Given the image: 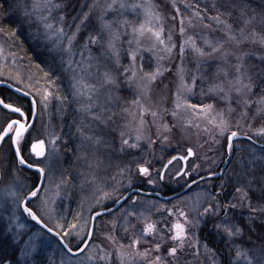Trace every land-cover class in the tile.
<instances>
[{"label":"snow or ice","instance_id":"1","mask_svg":"<svg viewBox=\"0 0 264 264\" xmlns=\"http://www.w3.org/2000/svg\"><path fill=\"white\" fill-rule=\"evenodd\" d=\"M225 2L229 4L225 19H220L219 12L210 18L220 26L224 35L216 37L215 43L202 36L204 45L210 49L205 51L197 46L193 36L181 40L178 47L173 41L172 30L165 28V19L154 11L156 6L152 0H104V3L94 0L88 5V12H83L81 8L75 16L66 14L71 3L65 4V0H33L31 10L24 0H0V11L23 9L19 26L42 30L41 38L50 41L48 55L51 63L48 67L53 72L58 70L61 74H71L69 95L78 103L74 111L79 117L67 131L61 129L62 135L48 131L44 114L49 109L50 100L54 98L68 102L69 98L60 96L58 89L53 92L39 86V81L29 85L30 90L24 93L31 98L26 108L23 97L12 103L8 102L7 96L0 95V109L5 111L3 124H0V158L6 161V168L0 171V264H92L93 261L103 264L110 259V254L97 244L96 239L97 221L103 225L105 214L113 217L107 222L112 231L115 232L118 226L123 228L129 240L127 245L119 244L120 264H126V258L133 264H180L181 257L188 256L199 262L201 255L210 258L211 264H264V221L256 223L258 217H264V155L257 160L254 151L258 149L264 154V143L257 141L249 149L237 148L234 141L240 138V133L233 128L238 129L240 125L239 122H232L237 109L241 118L247 116L249 107L254 103L251 99L253 96L259 98L253 120L257 116L264 119V69L254 75L248 74L245 68L247 54L240 48L243 40L257 36L264 43V3L259 5L258 13L252 10L253 14L249 16L247 0ZM173 6L176 13L181 12L175 0ZM183 7L195 17L204 19L191 4ZM204 11L207 12V8ZM233 11L239 13L234 21L242 24L239 29L228 22ZM69 19L72 23H69ZM171 19L176 21L177 16L173 15ZM153 20L155 26H147ZM205 27L211 28V25ZM257 28L260 29L259 33ZM179 34L186 36L182 15L179 16ZM11 35L15 36V32ZM53 36L55 40L51 39ZM229 44L232 45L231 49L225 47ZM174 50L181 67L176 71L178 83L174 108L171 110L173 123L168 124L163 122V113L169 110L163 109L158 113L145 107L142 100L149 96L151 84L169 71L159 62L166 57L171 59ZM189 50L196 62L190 74L182 66ZM126 58L128 62L124 63ZM261 63L264 64V59ZM43 75L48 78L47 84L53 87L55 80L60 78H51L48 71ZM198 81L201 84L207 82L206 92L203 88L199 94L195 92ZM254 89L258 91L254 92ZM19 91L23 92V89ZM129 96L134 97L132 105L141 110L140 125L135 129L134 136H126L121 131L117 145L111 125L115 123L114 117H117L115 109L128 112L120 102ZM198 97H207L212 102L206 103ZM193 99H196L195 103ZM81 100L85 102L79 103ZM221 102L225 104L223 109L216 107ZM181 109L212 116V127H205L204 131H210L213 143L219 144L223 154L229 157L231 173L220 172L218 177L217 171L211 170L215 160L206 157L209 161L207 175L208 178L227 176L228 181L235 182L233 187L237 195L226 200L222 196L225 183H221L215 193L201 192L194 197L178 198L193 202L190 208L193 215L177 205L167 209L168 214L176 218L175 222L169 226L164 221L159 240L154 246L141 250L142 238L151 236L155 239L157 222H150L143 212L138 217L137 211L130 209L144 208L150 211L157 206L156 202L149 204L138 195L124 196L120 189L125 182V191L133 187L131 165L126 164L121 168L111 161L118 153L132 155L131 150H136L138 155L147 152L149 156L154 154V146L163 151L167 147L169 134L178 126ZM144 113H150L153 118L159 145L157 139L145 135L146 126L150 125H147ZM158 115L159 122L156 119ZM93 126L96 130H93ZM195 127L199 129L200 125L196 124ZM244 135L248 141H253V136ZM256 135L264 137V124L257 129ZM144 140L147 143L142 146L141 141ZM58 143L65 148H58ZM86 149L93 151L89 153ZM101 149L104 159H101ZM185 152V156H172L163 169L156 170L159 180H164V171L173 161L196 155L191 146L185 145ZM238 152H247L248 155H237ZM68 153L77 161H86L89 170L87 174L78 173V177L68 179L61 174L60 181L55 182L53 164ZM132 164L136 167L138 178L148 177V184L157 183L156 179L151 178L150 161L143 155L138 160L133 159ZM25 167L36 169L37 179L21 191L17 170ZM102 167H115L117 171L115 175L100 176L98 172ZM200 168V164H193L192 170L175 172L177 177H191L190 182L186 181L189 192H192L193 186L199 188L193 173L199 175ZM69 179L76 180L80 188L74 197L68 188ZM109 179L113 182L111 186ZM85 184L92 189L91 199L82 196ZM68 200L76 201L75 213L66 212ZM108 200L123 201L119 218L106 206ZM238 206L251 210L248 218L228 215L229 209ZM130 217L144 219V226L138 235L129 233L127 225L131 224ZM165 231L166 237L163 234ZM105 239L116 243L111 234H105ZM93 248L97 252L93 253Z\"/></svg>","mask_w":264,"mask_h":264},{"label":"trees","instance_id":"2","mask_svg":"<svg viewBox=\"0 0 264 264\" xmlns=\"http://www.w3.org/2000/svg\"><path fill=\"white\" fill-rule=\"evenodd\" d=\"M178 1H179L178 6L181 7V12L179 13V15L180 16L182 15L185 19L193 15L191 11L184 10L183 6L185 4H191L193 6V9L201 12V15L204 16V19L201 20L199 17L198 18L204 26L211 25L212 28L209 29L211 30L210 36L213 42H216V37L224 35V32L220 28V26L216 22H213L210 18L215 16L217 12H219L221 14L220 19L221 20L225 19L224 14L229 8V4L226 3L225 0H178ZM93 2L94 0H65V4L71 3V7L67 8L66 14H68L69 16H75L77 15V13L81 11V8L83 12H88L89 11L88 5L92 4ZM247 2L250 5V10L248 11V15L251 16L253 14L252 10H255V12L257 13L260 11L259 5L264 3V0H247ZM24 4L29 7V10H31V5L33 4V0H24ZM197 4L199 5L198 9H196ZM205 8H207V12L204 11ZM171 9L172 12H175L172 7ZM22 12L23 9H17V8H13L9 12L0 11V29H3V31L0 32V46L4 48L5 53L10 57L9 59L12 61V65L8 64L5 67L4 71H6L11 76V79L7 81L13 88H15V90H11L6 87H0V95L7 96L9 98L8 102H12V103H15V101L18 98L23 97V103L26 108L31 98L25 96L24 93L30 90L29 85L35 84L36 81H39V86L46 87L50 91L55 92L58 89L60 96H68L69 98L68 102L58 101L57 99L54 98L51 99L49 109L47 110V114L48 117L50 118V124L52 125L53 132L57 135H62L61 129L67 131L68 128L73 124V121L74 120L78 121L79 119L77 112L74 111V109L78 107V103L77 101L73 100V98L69 95L71 91L70 88L71 74L68 72L61 74L58 70L55 72L50 70L48 65L51 63V60L48 55V52L51 47V43L49 40H45L41 38L42 30L38 31L35 27L29 28L27 25H25L24 27L19 26ZM94 15L95 13H93V16ZM238 16L239 13L237 11H233L231 19L228 20V22L231 23L232 26L237 29L242 27L241 23L234 22L237 20ZM129 19H132V17H129ZM69 23H72L71 19H69ZM12 32H15V36L11 35ZM257 32L258 33L260 32L259 28H257ZM51 39L55 40V37L53 36ZM254 39L260 40V37L257 36ZM254 39L253 38L245 39L243 40V43L240 45V48L244 53L245 52L249 53V56L246 55L245 57V68L247 73L250 75L259 73L261 69H264V64L261 63V60L264 59V49L262 48L264 45L263 46L261 45L262 46L261 47L260 45L257 44L258 42L246 43L249 41H253ZM197 40L202 45L203 40L201 38H197ZM126 46L127 45H125V47ZM225 47L231 49L232 45L230 44L225 45ZM76 59L78 60L79 56H77ZM123 62L127 63L128 62L127 58ZM232 62L234 63L235 61ZM154 68H155V64L152 70H154ZM146 70H147V66H146ZM46 71L50 72V76L53 79H55L56 76H60L59 79L55 80L54 87L52 85L47 84L48 78H45L43 75V73ZM163 84H165L163 81L158 83L160 87L161 86L164 87ZM154 85L158 87L156 83H154ZM206 87H207V82H205L204 84L198 82L196 88L206 89ZM19 89H23V92L19 91ZM253 91L255 92L258 90L254 89ZM201 99L206 103L212 102L211 100H208L207 97H202ZM251 99L254 101V103L249 107L247 116L245 118H241L240 110L237 109V112L234 114L232 118L233 124L239 122L240 125L238 129L234 127L233 130H237L240 133V136H243V138H239L238 140L234 141V143L237 145V148L238 146L239 147L241 146L243 148L249 147V145L257 141L264 143V140H260L258 137H253V141L250 142L246 139V136L244 135L245 133L251 135L252 131L259 128L261 124H264V119H262L259 116H257L255 120H253V115L256 111V108L258 107L259 98L253 96L251 97ZM131 101L132 98L127 97L126 99L121 100L120 103L121 106H123L122 104H125V107L129 109L130 106L132 105ZM84 102H85L84 100L79 101V103H84ZM192 102L195 103L196 99H194ZM216 106L217 108L223 109L225 107V104L221 102ZM123 118H125V116ZM125 126L126 124H123L121 120H115V123L111 125L115 140L118 139L119 132L124 130ZM58 146L59 148H65L64 145H60L59 143ZM91 150L92 149H86V151H88L89 153H91ZM258 154H261L259 150H258ZM174 155L176 154L170 152L167 153L166 157L171 158ZM237 155H242V153L238 152ZM262 155L264 154H261L260 156ZM61 161L63 165L61 166V168L57 172V176L55 177L58 181H60L61 174H63V177L65 179H68L69 177H78V173L86 174L87 172L86 169L88 167V163L84 160H80V161L75 160L74 158L71 157V153L64 155ZM227 161H228V166L226 167L224 172L227 171L228 173H230L231 165L229 164V157ZM17 172L29 177L30 179L29 181L31 183L30 186L37 179V172L30 171L26 168L18 169ZM210 182L212 184L216 183L215 180H210ZM221 183H225V191L224 193H222V196L226 200H231L233 196L237 195L234 192V187H233L235 183L234 181H228L227 176H224L223 178H217V191ZM163 184L164 182L160 183V185ZM146 186L147 185L143 183L134 188H139L143 191L159 192L162 195L172 194V192L168 191L166 187H163L164 189L162 190H156ZM84 187L86 186L84 185ZM68 188L71 190V195L73 197L80 192V188L79 186H77L76 180L69 179ZM82 196L85 198L86 196L85 191H83ZM252 203L253 206L255 207L256 206L255 199H253ZM65 208L67 213H75L76 201L75 200L66 201ZM117 211H115L114 213H116ZM250 211L251 210L248 207L238 206L236 209H229L228 215L230 217L242 215L245 218H248ZM164 215L163 217H161V219H156L155 216L149 218L150 222H157L158 232L156 236L159 235L160 229L162 228V223L164 221L167 222L172 221L169 214H164ZM106 217H110V216L106 215ZM139 221L140 224L135 223V226L140 230L144 226L142 224L144 221H142V219H140ZM262 221H264V217H258L256 223L260 224ZM170 225L171 224H169V226ZM132 230L133 228L129 227V233H131ZM109 234L113 236V239L116 241V243H112L111 241L104 239L103 245L108 250L107 252L110 254V259L104 261L103 264H120L119 244L123 243L124 245H127L129 243V240L125 237L123 230H120L119 226L117 227L115 232H113L112 229L110 228ZM163 234L165 237L167 236L166 231ZM158 240H159L158 238L155 237V239H153V237L151 236L142 238L140 249L143 250L145 247H152L154 246V243L157 242ZM125 251H127V249H125ZM126 264H133V261L127 260L126 258ZM180 264H211V260L210 258L201 255L199 258V262H197L191 256H188V257H181Z\"/></svg>","mask_w":264,"mask_h":264},{"label":"rangeland","instance_id":"3","mask_svg":"<svg viewBox=\"0 0 264 264\" xmlns=\"http://www.w3.org/2000/svg\"><path fill=\"white\" fill-rule=\"evenodd\" d=\"M101 3H104V0H100ZM173 2L174 0H152V3L156 6L154 11L156 12L157 15H160L161 17H163L165 19V28L166 29H171L173 32V41L177 43V46L179 47V44L181 42V40L186 39L187 36H193L196 39V43L197 46L199 47H203L205 49V51H209L210 49L204 45V43L202 42V45L199 43V41L197 40V38H201L202 36L204 37H208L211 41V36H210V29L208 27H205L201 21L199 20L198 17H195L194 15L188 17V18H184L185 21V27H186V36L181 37L179 34V13L176 12H172L171 7L173 8V10L175 11V8L173 6ZM179 1L175 0V5L178 6ZM173 15L177 16V20L173 21L171 19V17ZM191 18L192 23L189 24V19ZM155 20L152 21L151 24L147 25V26H155ZM174 26V27H173ZM212 28V27H211ZM212 33V32H211ZM165 39H167V35L165 36ZM254 39V38H253ZM249 41V40H248ZM213 42V41H212ZM253 42H258V45H264V43L261 42V40L259 39H254L253 41H249L246 43H253ZM145 43L147 44L148 41L146 40ZM215 43V42H213ZM261 46V47H262ZM0 48L3 49L2 52H0V84H7L9 86H11L7 80L11 79V76L4 71L5 67L10 64L12 65V61L9 59L10 57L5 53V50L3 47L0 46ZM264 49V46L262 47ZM247 54V56H249L248 52H245ZM261 56V55H260ZM246 57V56H245ZM160 65L163 68L169 69V71H165L163 73L162 76L158 77V79L154 82L158 85V83L160 82H164L165 84L164 87L163 86H155L154 83L151 84L150 86V93L149 96L145 99L142 100V103L144 104L145 107L150 108L153 111H157L158 113L161 112V110L163 109H167L169 110L168 112L163 113V122L164 123H168L171 124L173 123V117L171 116V110L174 108V102H175V93H176V88H177V83H178V79L176 76V71L179 67H181V61L176 58L175 56V50L173 52L172 58L169 59L168 57H166L164 60L159 62ZM195 58L193 53L189 50L186 51L185 57H184V61H183V67L186 71V73H191L192 70L195 68ZM10 76V77H9ZM186 79H188V76L186 75ZM199 82V81H198ZM197 82V84H198ZM208 86V84H207ZM165 88V89H164ZM201 91V89H195V92L197 94H199ZM204 91H207V87L206 89L204 88ZM130 98L134 99V97L129 96ZM199 99H201L202 97H198ZM194 100V99H193ZM192 100V101H193ZM123 108L125 107V104H122ZM217 107V106H216ZM233 107H235V105H233ZM222 109V108H220ZM117 112V117H114V120H121L123 124H126L125 129L122 130L126 136L128 134L131 135H135V129L140 125V119H141V115L140 112L141 110L138 109L137 106L135 105H131L130 108L128 109V112H123L120 111V109L115 110ZM45 123L48 126V131L53 132L52 129V125L49 122V117L47 114V111L45 112ZM125 116V118L123 117ZM5 118V111L0 109V124H3ZM144 119L147 121V125L150 126H146V131H145V135L146 136H151L152 139H157V129L156 126L152 124V117L150 115V113H144ZM157 122H159V115L156 118ZM212 119L211 115H197L195 112H188L185 111L183 109L180 110L179 112V123L177 128L172 129L171 134H169V141L167 142V147H165V149L163 151H161L160 147L158 146H154L155 151L154 154L149 156L147 154V152H143L141 154H136V150H131L132 155H129L128 153H118L117 157L115 159H113L111 161V163L113 165H119L121 168L124 167V165H131V169H130V174L132 176L133 179V187L131 189H133L134 187L140 185V184H145L147 185L146 187H151L152 189H156V190H162L164 189L163 187H166L168 191L170 192H175L177 190H179L180 188L184 187L186 185V181H190L191 177H177L175 175L176 171H181L182 170V164L180 162H178L176 160V162H174L166 171L165 175H164V180H162L161 182H164L163 185H160V180L157 176V169H163V166L167 163V161L171 158L166 157L167 153H174L176 155H181V156H185L186 152H185V145L187 146H191L193 147L194 151L196 152V155L191 157L187 162H188V167L186 170H192L193 164H200L201 168L199 170V175H196V173H193L195 179L196 178H200L202 176L207 175L208 170H209V161L206 157H210L213 158L215 160V163L211 165V170L213 171H217V173L220 171V168L222 167V165H224V163L226 162V160L228 159V157H226L223 154V148L219 145V144H214L213 143V137L210 133V131L206 132L204 131L205 127H208L209 129L212 127L210 121ZM189 121H191V124H189ZM87 122V120H86ZM196 124L200 125V128L197 129L195 127ZM258 129V128H257ZM257 129H255L254 131H252L251 135L253 137H258L256 135V131ZM93 130L95 129V126H93ZM120 133V132H119ZM260 140H264V137H258ZM119 139L120 137H118L117 140H115L116 144H119ZM147 143V140L141 141V145H145ZM160 144V141L157 139V145ZM235 144V143H234ZM235 146L237 147V145L235 144ZM57 147L59 148V146L57 145ZM238 148H241V146ZM249 147H245V149H249ZM114 151H116L115 148H113ZM6 151V149L4 150ZM93 151V149L91 150V152ZM256 152V158L260 159L261 158V154H258V149L254 150ZM103 149H101V159H104L103 156ZM258 154V155H257ZM140 155H143L147 160L150 161V166L152 167V175L151 178L156 179L157 183L156 184H148L147 183V179L148 177H143V178H138V174L136 172V167L134 164H132L133 159H139ZM174 155V156H176ZM242 155L247 156L248 153L244 152L242 153ZM0 157H2V153H0ZM6 161L3 158H0V168L1 171H3L6 168ZM5 165V168H4ZM62 161L60 160L59 162H55L53 164V170H54V176H53V180L55 182H59L55 177L57 176V172L59 171V169L62 166ZM222 169V168H221ZM87 172H88V167H87ZM117 169L115 167H111V168H101L98 172V175L100 176H110V175H115ZM86 172V174H87ZM231 173V172H230ZM18 178H19V184H20V190H26L25 186H30V179L28 176L26 175H22L20 173L17 172ZM11 180V177H9V181ZM7 183V181H6ZM112 181L109 179L108 180V184L111 186L112 185ZM86 187H84V191L86 192V196L85 199H91L93 192L92 189L90 188L89 185L85 184ZM126 182L124 187H121L120 192L123 193V195H125L126 193H128L131 189H128L127 191L124 190V188L126 187ZM212 186V183L210 182V180L203 182V184L199 185V188H195V191L192 192L189 195L186 196H195L197 193H209V187ZM117 196L120 195V193H116ZM140 196V198L144 201L149 202V204H151V202H156V207H152L150 211H146L144 208H133L130 209L131 211H137L138 213V217H139V213L143 212L144 215L146 217L152 218L153 216L156 217V219H161V217H163L164 214H168L167 209L169 208H173V205H177L179 208L184 209L185 211H189L190 215H193V213L190 212V208L192 206V201H189L187 199H183V200H173V201H163L161 199L155 198V197H148V196H142V195H138ZM186 196H180L179 198H184ZM117 202H114L113 200H108L106 201V206H112L114 204H116ZM161 205H163V207H161ZM121 208V207H120ZM119 208V209H120ZM114 213L115 217L119 218L122 213L119 211ZM173 211H175V209H173ZM165 216V215H164ZM138 217H130L129 219L131 220V224L127 225L128 228L131 227L133 228L132 232H135L137 235L139 234V228H136L135 223L140 224V219H142V221H144L143 218H138ZM171 222H169V224L174 223L175 222V217L171 216ZM113 219V217H106L103 225H101V223L99 221H97V239L96 242L97 244L101 245L106 251H108L104 245H103V241L105 239V234H109L110 233V228L111 225H109L107 222L108 220ZM155 219V220H156ZM120 223H123L122 221H120ZM144 225V222L142 223ZM132 225H134L135 227H133ZM112 229V228H111ZM120 230H123V228L120 227ZM160 234L156 236V238H160ZM92 252L95 253L97 252V249L93 248ZM101 255H103V253H100ZM92 264H95V261L92 262Z\"/></svg>","mask_w":264,"mask_h":264},{"label":"water","instance_id":"4","mask_svg":"<svg viewBox=\"0 0 264 264\" xmlns=\"http://www.w3.org/2000/svg\"><path fill=\"white\" fill-rule=\"evenodd\" d=\"M0 87H6V88H9L11 90H15V88H13L12 86H9V85H5V84H0ZM240 138H243V136H240ZM177 157H180L181 155H176ZM193 156H188L186 157L185 160H181L182 161V170L181 171H184L187 169V161ZM179 160V159H177ZM176 161V160H175ZM173 161V163L175 162ZM172 163V164H173ZM167 164V163H166ZM171 164V165H172ZM171 165H168V168L171 166ZM228 166V161L226 160V162L224 163L222 169L218 172V177H219V173L220 172H224V170L226 169V167ZM26 168V167H25ZM167 168V169H168ZM28 169V168H26ZM30 171H33V172H37L36 169H28ZM0 171H1V168H0ZM167 171V170H166ZM166 171H164V175L166 173ZM204 179H208V176L207 177H204ZM202 179H199L198 181H201ZM188 190V188H186L185 190L183 191H180V192H175V193H172V194H169V195H162L160 194L159 192H150V191H143L139 188H133L132 190H130L125 196H133V195H142V196H148V197H155V198H158V199H161L163 201H170L172 199H175L177 197H180L182 196L186 191ZM123 203V201H120V202H117L116 204L110 206L109 208L113 210V212L117 211L120 207H121V204ZM107 215V214H105Z\"/></svg>","mask_w":264,"mask_h":264},{"label":"flooded vegetation","instance_id":"5","mask_svg":"<svg viewBox=\"0 0 264 264\" xmlns=\"http://www.w3.org/2000/svg\"><path fill=\"white\" fill-rule=\"evenodd\" d=\"M178 162H180L181 164H182V161L181 160H177ZM176 162V161H175ZM182 166H183V164H182ZM187 167H188V162H187ZM208 175H205V176H202V177H207ZM184 177H188V176H184ZM199 179H201V177L200 178H196V180H197V182H198V184L200 185V184H203V182H205V181H208V180H215V184H212V186L211 187H209V188H207V189H209V190H207V191H209V193H215L216 191H217V178L216 177H214V178H208V179H203V180H201V181H198ZM191 180V179H190ZM190 182V181H189ZM186 188H188V186H187V184L184 186V187H182V188H180L179 190H177V191H175V192H180V191H183V190H185ZM195 188H197L196 186H193V190H192V192H194L195 191ZM132 190V189H131ZM192 192H189V189L182 195V196H186V195H189V194H191ZM172 193H174V192H172ZM127 194V193H126ZM125 194V195H126ZM124 195V196H125ZM133 196H135V195H133ZM179 197H177V198H175V199H172V200H170V201H173V200H177ZM107 207H110V206H107Z\"/></svg>","mask_w":264,"mask_h":264}]
</instances>
